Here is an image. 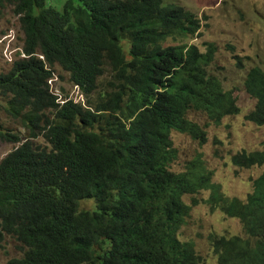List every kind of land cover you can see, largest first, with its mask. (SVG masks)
Here are the masks:
<instances>
[{
  "label": "trees",
  "instance_id": "trees-1",
  "mask_svg": "<svg viewBox=\"0 0 264 264\" xmlns=\"http://www.w3.org/2000/svg\"><path fill=\"white\" fill-rule=\"evenodd\" d=\"M6 6L18 16L22 56L0 74V96L27 129L0 124V141L18 143L0 159V242L9 235L20 249L7 264H204L179 231L206 189L204 202L244 232L209 237L216 264H264V172L241 200L221 192L200 157L171 169L173 130L206 140L188 111L216 122L239 112L208 71L215 46L187 41L202 17L165 0H65L61 10L0 0ZM55 66L83 101L51 90ZM243 86L255 101L245 118L263 125L264 66L249 67ZM231 160L264 166V150Z\"/></svg>",
  "mask_w": 264,
  "mask_h": 264
},
{
  "label": "rangeland",
  "instance_id": "rangeland-1",
  "mask_svg": "<svg viewBox=\"0 0 264 264\" xmlns=\"http://www.w3.org/2000/svg\"><path fill=\"white\" fill-rule=\"evenodd\" d=\"M65 0H46L48 6L61 10ZM175 2L202 17L200 33L187 41L196 44L201 51L207 44L215 46L213 61L208 71L216 76L224 89L233 92L239 112L226 115L216 122L197 111H188L187 117L198 122L206 131V140L200 144L188 134L173 130L171 138L177 157L171 164L174 171L183 170L186 162L195 157L203 159L212 170V181L220 185L224 195L241 200L252 191L253 180L264 171V166L239 168L231 162V156L240 150H264V125H256L245 116L254 106V99L243 86L246 70L264 66V0H165ZM18 16L11 6L0 9V74L6 72L11 62L20 53L23 34ZM238 59L241 65H238ZM54 77L49 80L51 90L61 97L83 101L79 89L69 80V75L55 66ZM0 96V124L12 133L25 136L20 119L6 111V103ZM18 143L0 141V159ZM210 190L195 195L187 222L181 226L179 238L191 240L195 248L206 258L204 264H216L209 237L216 235H243L241 222L225 216L218 208L204 202ZM186 203L192 204L190 195H183ZM84 201L81 208H88ZM20 255L19 243L9 235L0 242V264H7L12 257Z\"/></svg>",
  "mask_w": 264,
  "mask_h": 264
},
{
  "label": "clouds",
  "instance_id": "clouds-1",
  "mask_svg": "<svg viewBox=\"0 0 264 264\" xmlns=\"http://www.w3.org/2000/svg\"><path fill=\"white\" fill-rule=\"evenodd\" d=\"M254 66V65H253ZM264 125V124H263ZM261 126V125H260ZM264 172V171H263ZM262 172V173H263ZM253 182H254V180H253ZM253 182H252V190H253ZM250 193V192H249ZM248 195V194H247ZM237 198V197H236ZM212 209V208H211ZM215 209H217V208H215ZM219 209V208H218ZM220 210V209H219ZM221 211V210H220ZM222 212V211H221ZM223 213V212H222ZM226 216V215H225ZM228 217V216H227ZM233 218H235V217H233ZM238 219V218H237ZM239 220V219H238Z\"/></svg>",
  "mask_w": 264,
  "mask_h": 264
}]
</instances>
